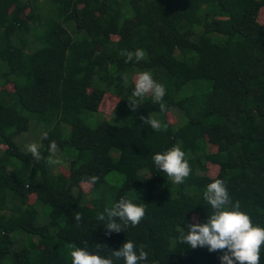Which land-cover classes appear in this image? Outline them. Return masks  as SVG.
<instances>
[{
	"label": "trees",
	"instance_id": "obj_1",
	"mask_svg": "<svg viewBox=\"0 0 264 264\" xmlns=\"http://www.w3.org/2000/svg\"><path fill=\"white\" fill-rule=\"evenodd\" d=\"M263 11L264 0H0V264H71L74 247L111 256L127 239L146 264H220L221 251L179 239L189 222L207 221L203 192L216 179L264 227ZM145 71L166 89L160 103L132 95ZM107 94L118 98L117 121L92 126ZM27 113L47 125L39 160L15 140L31 128ZM175 146L191 168L182 184L152 161ZM58 153L68 175L51 166ZM111 172L124 176L113 193L104 190ZM121 197L145 214L106 234L99 216Z\"/></svg>",
	"mask_w": 264,
	"mask_h": 264
},
{
	"label": "clouds",
	"instance_id": "obj_2",
	"mask_svg": "<svg viewBox=\"0 0 264 264\" xmlns=\"http://www.w3.org/2000/svg\"><path fill=\"white\" fill-rule=\"evenodd\" d=\"M134 55L137 61L144 58L143 50H137ZM132 59L133 54L129 53L128 60ZM148 94L154 102L160 103L166 95V89L150 72L145 71L138 75L132 95L141 98ZM131 103L135 107L132 101ZM161 107L163 108L162 104ZM150 124L154 129L159 127L155 120H151ZM26 148L33 158L41 159L36 143L28 144ZM56 149L57 144L51 142L49 152L54 154ZM152 161L157 172L166 174L175 184L184 183L191 173L185 153L178 146L153 154ZM203 199L210 205L211 214H208L204 223L189 222L187 230L183 228L184 231L180 234V242L192 249L207 247L209 252L221 251L223 254L219 257L220 264H260L264 227L254 225L249 214L241 210L239 202H232L224 180L216 179L209 183L203 192ZM144 214L143 204L121 197L112 207L105 209L99 220L107 230L106 234L110 235L112 232L124 231L128 225H137ZM70 257L71 264H117L121 260L123 264H146L148 253L127 239L119 250L112 251L111 256H104L99 250L90 251L85 246L74 247L70 251Z\"/></svg>",
	"mask_w": 264,
	"mask_h": 264
},
{
	"label": "rangeland",
	"instance_id": "obj_3",
	"mask_svg": "<svg viewBox=\"0 0 264 264\" xmlns=\"http://www.w3.org/2000/svg\"><path fill=\"white\" fill-rule=\"evenodd\" d=\"M47 7H50L49 3H47ZM260 21L262 23H264V11L261 13L260 15ZM138 78V75H135L132 83H135L136 79ZM5 88L7 90H11L13 91V86L10 84H6ZM118 102V98H115L114 96H110V95H106L99 107V113L96 114L94 117H92L90 120H88V123L91 124L92 126L96 125V123L100 122V121H110V122H116L117 118H115L111 113L116 105V103ZM28 114V113H27ZM31 118L30 122H31V128L27 131L24 132L22 134H20L19 136L16 137V143L18 144V146L23 150V151H27L26 146L28 144L31 143H36L38 146V149L41 147V139L44 135V132H46V127L47 125H45V123L38 121L33 114H28ZM168 120L173 123L176 124L179 120H180V114L178 112H172L169 113L167 115ZM36 125V127H35ZM214 139V135L209 133L207 135V141L212 145ZM215 149L214 145L211 146V149ZM3 149V148H2ZM29 152V151H27ZM100 153L103 156H106V148L103 147V149L100 151ZM56 158L54 159V161L52 162V168L58 171H62L63 173H65L66 175L69 174L68 169L66 166H62L64 165L65 162H63L64 160L62 159L63 157L61 156V154H56L55 156ZM68 165V164H65ZM218 170L216 167L209 165V174L212 176H215L217 174ZM124 181V176L120 173L117 172H111L108 174L107 177V182L104 186V190L106 192L109 193H113ZM82 188L84 190V192H86L87 194V200L90 206H94L96 204V197L92 196L91 193V189H92V185L90 183H85L82 184ZM143 193V189H135L132 191L128 192V196L132 197V198H140L142 196ZM138 195V196H137ZM35 195H31L28 196L27 199H25L26 204H32L35 202Z\"/></svg>",
	"mask_w": 264,
	"mask_h": 264
}]
</instances>
